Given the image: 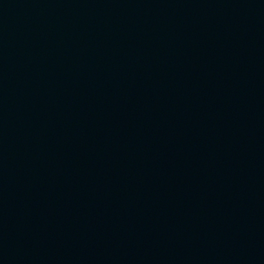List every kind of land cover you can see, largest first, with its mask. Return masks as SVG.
I'll return each instance as SVG.
<instances>
[{"label":"water","instance_id":"obj_1","mask_svg":"<svg viewBox=\"0 0 264 264\" xmlns=\"http://www.w3.org/2000/svg\"><path fill=\"white\" fill-rule=\"evenodd\" d=\"M264 16V0H0V100L111 73Z\"/></svg>","mask_w":264,"mask_h":264}]
</instances>
